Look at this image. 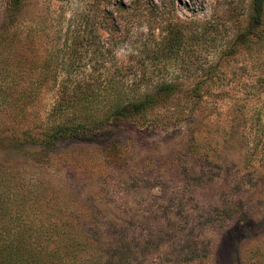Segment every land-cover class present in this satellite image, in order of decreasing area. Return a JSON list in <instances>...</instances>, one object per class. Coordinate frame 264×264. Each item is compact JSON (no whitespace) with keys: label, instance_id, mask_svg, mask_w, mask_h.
<instances>
[{"label":"rangeland","instance_id":"374dc122","mask_svg":"<svg viewBox=\"0 0 264 264\" xmlns=\"http://www.w3.org/2000/svg\"><path fill=\"white\" fill-rule=\"evenodd\" d=\"M249 4L24 0L25 50L0 57V167L18 170L38 211L73 213L104 245L131 246L133 264H264V40L219 58ZM19 59L27 73L11 83ZM109 77L130 94L163 82L181 90L145 126L78 133L37 161L27 138L47 131L57 101ZM196 86L202 98L193 100ZM21 89L23 110L12 100Z\"/></svg>","mask_w":264,"mask_h":264},{"label":"trees","instance_id":"16d2710c","mask_svg":"<svg viewBox=\"0 0 264 264\" xmlns=\"http://www.w3.org/2000/svg\"><path fill=\"white\" fill-rule=\"evenodd\" d=\"M23 7L24 0H0V57L4 53L23 51L24 43L19 38L22 32L19 17ZM106 15L111 18L112 12ZM263 40L264 0H250L245 27L236 35L228 52H223L219 58L251 49ZM23 65L19 59L10 66L11 83L16 78L23 79L22 73H27ZM204 75L212 78L214 72L207 70ZM180 86L163 82L152 90L139 88L130 94L128 84L113 77L103 84H76L71 87L69 96L58 100L52 108L49 115L52 124L47 131L39 139V136L31 135L27 141L33 146L39 145L34 152L35 159L39 161L41 157L49 158L59 141L75 137L78 133H93L109 123L145 126L152 121L148 116L155 108L180 93ZM61 87L63 91L69 90L68 86ZM27 93L26 89L14 90L18 96L12 97L13 105L23 110L26 107L24 98L29 96ZM187 93L193 100L202 98L198 86ZM256 120L260 123L261 116ZM262 132L254 134L252 146L260 142ZM13 171L11 168L7 171L4 165L0 167V264H133L136 256L131 246L119 242L104 245L102 238L97 236L99 230L91 232L75 214L58 210L53 217L51 212L38 211V201L30 199L28 183L24 187L25 181L15 180L18 170ZM18 184L21 189L28 190L26 195L18 190Z\"/></svg>","mask_w":264,"mask_h":264}]
</instances>
